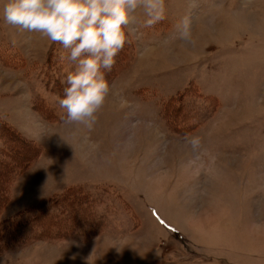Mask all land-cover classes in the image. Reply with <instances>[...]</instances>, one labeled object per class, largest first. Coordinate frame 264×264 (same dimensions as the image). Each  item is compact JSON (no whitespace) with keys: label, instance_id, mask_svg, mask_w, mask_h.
<instances>
[{"label":"rangeland","instance_id":"obj_1","mask_svg":"<svg viewBox=\"0 0 264 264\" xmlns=\"http://www.w3.org/2000/svg\"><path fill=\"white\" fill-rule=\"evenodd\" d=\"M6 2L0 114L40 152L20 174L11 163L34 148L0 155L13 172L0 221L73 188L98 201L94 229L30 239L0 264H264V0H165L150 27L138 10L111 70L102 69L110 91L90 128L69 122L51 92L75 70L68 50L7 24ZM29 96L44 97L57 118L26 117L28 107H16ZM171 102L189 133L175 127L183 116L168 113ZM138 205L153 236H102V223L135 218Z\"/></svg>","mask_w":264,"mask_h":264},{"label":"clouds","instance_id":"obj_2","mask_svg":"<svg viewBox=\"0 0 264 264\" xmlns=\"http://www.w3.org/2000/svg\"><path fill=\"white\" fill-rule=\"evenodd\" d=\"M164 8L165 0H7L2 16L7 24L68 50L75 70L62 81L67 86L59 105L69 122L90 128L110 91L102 69L111 70L123 49L126 26L142 10L150 27L164 18Z\"/></svg>","mask_w":264,"mask_h":264},{"label":"trees","instance_id":"obj_3","mask_svg":"<svg viewBox=\"0 0 264 264\" xmlns=\"http://www.w3.org/2000/svg\"><path fill=\"white\" fill-rule=\"evenodd\" d=\"M66 86V84L61 85L58 81L52 91L49 85H47V90L56 92L60 100L64 97V88ZM59 100L55 103L56 108H60ZM171 105L173 110H167L171 116L178 120L183 116L182 120L178 121V127H175L182 133H189L193 128L186 123L188 117L177 114V110L180 107L176 106V102H171ZM32 108L43 120L57 118L58 114H55L53 105L42 96L33 98ZM0 139L3 141V147L0 149L2 158L17 156V150L19 149L21 151L27 147L34 148L29 155L22 159L18 156L19 158L17 157L16 162L11 163V171L16 170L19 174L36 159L34 154L38 150L40 152V148L32 140L25 138L21 132L4 121L3 118H0ZM13 145L15 148L12 147ZM2 163L0 162V164ZM11 171L8 172L0 168V214L9 201L10 177L13 173ZM94 205V199L90 193L73 188L65 192L60 199L53 197L20 211L11 217L2 219L0 221V254L8 248L26 244L30 239H54L75 235L85 228L91 227L94 229L92 227L93 222L96 220Z\"/></svg>","mask_w":264,"mask_h":264},{"label":"crops","instance_id":"obj_4","mask_svg":"<svg viewBox=\"0 0 264 264\" xmlns=\"http://www.w3.org/2000/svg\"><path fill=\"white\" fill-rule=\"evenodd\" d=\"M24 103L25 102L21 100L20 103H18L19 104V107H16V108L19 109V110L20 109L22 110V109H24L27 106L28 107V110H27V112H25L26 117H28V118H31L32 117V120H33V118H35V119H38V120H40V121H42V122L45 123V121L42 119V117L40 115H37V112H35L33 110L32 105H31V103H32V97L31 96H29V98L26 101V103L25 104ZM16 104H17V102H15V105ZM8 105L10 106V105H13V104H11V102L9 101L8 102ZM12 109H14V107H12ZM12 111L14 112L13 113V116L14 117H16V118L19 117L17 115V113L15 112V110H12ZM28 111H30V112H28ZM9 115L10 114H8L6 111H3L0 114V118H2V116H9ZM9 117H11V116H9ZM28 138L30 140H33V141H34V139H36V138H33V137H28ZM123 198H124V196H123ZM93 199H94V202L98 201L95 196L93 197ZM127 200H129V199L127 198ZM95 207H97V206L95 205ZM104 208H105V206H104ZM133 208L134 209L132 211L134 212V214H136V217L135 218H130V217H128V216L125 215V218H123V219L121 218V222L122 223H120L118 221H116L114 223L113 222L107 223L105 221L104 223H102L101 227H104V229H105L104 230L105 232L102 234V236H104V235H110L109 237H117V238L127 237V238H134V239H145L148 236H151L152 234L149 231L151 225H149V226H143L142 225V223L145 222V221H151L150 220V217L144 212V210L140 207V205H138L137 209L135 208V206H133ZM100 209H102V208H100ZM147 212L150 214L151 217H152L153 214H156L158 218H161V221H163V224H165V225L168 224L167 221L164 219V216L158 211V208L156 206H154V205H151V206L147 205ZM122 215H124V213ZM153 220H155V219H153ZM153 220H152V222H153ZM137 223H139V224H137ZM112 225H114V227H111ZM139 225H141V226H139ZM125 228L128 229V230H126ZM108 230H111V231H108ZM163 230H164V228H163ZM158 231H161V229H159ZM105 233H108V234H105ZM43 244H47V245H51V246L56 247L58 245V242H56V243H52L51 242L50 244L43 242Z\"/></svg>","mask_w":264,"mask_h":264}]
</instances>
